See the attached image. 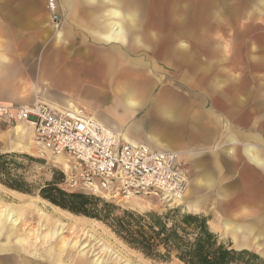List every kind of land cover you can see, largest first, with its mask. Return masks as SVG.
Returning <instances> with one entry per match:
<instances>
[{"label":"crops","instance_id":"crops-1","mask_svg":"<svg viewBox=\"0 0 264 264\" xmlns=\"http://www.w3.org/2000/svg\"><path fill=\"white\" fill-rule=\"evenodd\" d=\"M56 3L61 30L47 41L36 34L40 26L39 17L32 15L36 8L7 2L0 10L6 13L0 21V34L11 38L7 45L14 43V30L28 22L32 29L17 33L27 36L22 40L16 34V39H21L16 42L55 45L38 57L21 55L17 74L49 78L55 89L19 105L43 103L63 111L78 108L114 129L125 142L178 154L194 189L187 194L189 212L199 213L202 205H212V230L223 229L233 237L237 249L264 258L260 247L239 245L225 225L231 223L232 229L254 225L264 236V31L254 37V63L250 60V67L240 68L234 51L223 54L229 65H222V54L212 53L214 59H207L200 41L198 47L190 48L189 31L183 33L177 50L167 36L145 43L139 32L137 44L132 50L126 48V28L137 21L133 2V8L128 9L119 0ZM261 6L264 8V3ZM137 28H141L139 23ZM33 32L37 36L32 37ZM107 43L110 50L103 48L102 58L95 62L93 46ZM131 52L132 60L127 57ZM132 74L134 82L127 79ZM4 78L10 86L11 69L7 68ZM103 95L106 97L101 100ZM0 141L9 152L27 151L14 148V143L37 149L33 130L23 125L1 132ZM195 190L211 196L197 199Z\"/></svg>","mask_w":264,"mask_h":264},{"label":"rangeland","instance_id":"rangeland-1","mask_svg":"<svg viewBox=\"0 0 264 264\" xmlns=\"http://www.w3.org/2000/svg\"><path fill=\"white\" fill-rule=\"evenodd\" d=\"M118 1V0H113ZM122 5L128 9L133 8V2L137 9L136 23L134 26L126 28V39L123 42L126 48L132 50L133 45L137 44V33L145 43L154 42L156 37H169L174 42V49L177 50L178 43L181 42L183 33L189 31L190 48L198 47L199 41L205 49L207 59L213 60L210 55L212 53L222 54V65H229V60L224 59V53L236 52L237 62L240 68L248 66L250 60L253 61L254 53L252 46L254 37L258 32L264 31V8L261 6L262 0H119ZM14 4L15 6H31L36 8L39 17V27L47 25L49 28L35 29L39 37H43V41H47L53 37L55 31H60L61 26L57 20L51 16L49 9V0H0V10L4 8L6 3ZM134 6V7H135ZM110 16L109 13V19ZM6 13L0 12V21L5 20ZM31 22L25 23V27H20L14 30V43L8 44L5 35L0 34V103L8 104H26V102L35 97H45L55 89L54 84L46 77H23L18 75L17 65L21 63L19 60L23 54H31L38 57L41 53L48 52L55 45H44L37 43H24L16 42L21 39H16V34L20 32H29ZM138 23L141 28H137ZM27 27V28H26ZM45 30L48 32L45 33ZM40 32V33H38ZM44 33V34H43ZM20 35V34H17ZM34 32L32 37H35ZM21 36V35H20ZM24 35L22 40H24ZM38 38L34 39V42ZM117 41H110L109 44ZM94 45L96 60L102 58L103 48L109 51L111 45ZM216 47L214 48V46ZM180 47V46H179ZM176 53V51H175ZM262 54V51L260 55ZM213 55V54H212ZM176 58V55H174ZM132 60V52L127 54ZM174 58V57H173ZM262 55L260 56V59ZM36 62L37 61H33ZM8 64L10 67H8ZM124 65L125 62H122ZM253 67V66H252ZM11 69L12 81L10 86L5 85L6 70ZM7 78V77H6ZM127 79L134 82V76ZM176 80V78H174ZM171 80V78H170ZM174 80V81H175ZM27 86L28 90H25ZM12 90V91H10ZM23 99H22V98ZM106 95L100 97L104 99ZM9 99V100H7ZM9 101H12L9 102ZM10 130L7 126L0 125V133ZM20 138V137H19ZM18 138V139H19ZM34 139V135H33ZM35 145H37L35 143ZM0 152H9L6 150L5 145L0 141ZM11 152V151H10ZM24 152V153H23ZM18 154H27L32 158V161L20 159L24 166L23 173L27 180L35 185H43L53 179L56 172H60L63 176V182L60 187L69 192H83L79 188H72L66 181L65 172H70L62 164L55 162V157L51 156L48 152L41 153L39 148L31 149ZM68 159V158H67ZM65 159V160H67ZM69 160V159H68ZM67 160L71 167L70 162ZM190 179V176H189ZM193 186L189 187L188 193L192 192ZM88 194V193H87ZM193 196L198 199L199 196H211V193L202 191L200 194L193 192ZM94 196V195H93ZM104 201L111 202L122 211L129 210L138 213L157 212L165 213L168 206L161 204L157 200L146 199L136 196L129 200H106L100 196ZM14 198H21L27 201L38 203L40 209L45 210L47 213L53 211L61 216V224L63 237L67 240L63 244L62 254L58 253L60 245L54 242L42 245L40 254H51L55 256V264H182L177 259L170 262H160L146 258L143 254L137 252L135 249L126 245L119 239L110 228L102 222L89 219L84 216H77L68 211H65L50 202L42 199L39 195H29L10 190L0 184V200L4 203H12ZM187 200V203L185 201ZM182 202L171 203L170 208L181 206L185 211H189L190 201L186 198ZM212 205H202L201 211L198 214H203L210 218V221L215 220V214L211 213ZM57 216V218H60ZM210 225V222H209ZM211 227V226H210ZM212 229V228H211ZM224 241H231L235 249L236 243L233 237L224 233V230H215ZM47 231H44L46 233ZM59 241V240H58ZM16 240H14V244ZM57 245V246H56ZM56 249V250H55ZM240 250V249H238ZM34 252V251H33ZM31 256V254H30ZM58 257V258H57ZM34 258L37 259L36 256ZM68 258V259H67ZM40 259H43L41 257ZM264 259V258H263ZM6 257L0 258V264H5L3 261ZM45 260V259H44ZM45 263H48L45 261Z\"/></svg>","mask_w":264,"mask_h":264},{"label":"built area","instance_id":"built-area-1","mask_svg":"<svg viewBox=\"0 0 264 264\" xmlns=\"http://www.w3.org/2000/svg\"><path fill=\"white\" fill-rule=\"evenodd\" d=\"M0 125L30 127L41 153L69 159L67 183L90 195L110 201L140 196L171 207L188 194L189 173L178 154L125 142L82 110L0 103Z\"/></svg>","mask_w":264,"mask_h":264},{"label":"trees","instance_id":"trees-1","mask_svg":"<svg viewBox=\"0 0 264 264\" xmlns=\"http://www.w3.org/2000/svg\"><path fill=\"white\" fill-rule=\"evenodd\" d=\"M20 159L32 161L27 154L0 152V184L29 195H39L51 204L77 216L102 222L126 245L146 258L182 264H264L256 252L235 249L209 225L210 218L185 211L181 206L166 207L165 213H138L121 210L111 202L60 187L63 176L56 172L43 185L30 183Z\"/></svg>","mask_w":264,"mask_h":264},{"label":"bare ground","instance_id":"bare-ground-1","mask_svg":"<svg viewBox=\"0 0 264 264\" xmlns=\"http://www.w3.org/2000/svg\"><path fill=\"white\" fill-rule=\"evenodd\" d=\"M70 110L79 109L72 107ZM15 128L16 127L10 129ZM15 136L16 139L20 137L19 134H16ZM120 137L122 139L121 135ZM14 144V148L17 147L29 150L28 146L17 143ZM34 148L36 147L34 146ZM65 158L66 157L64 156H56L55 162L70 169V165ZM186 198H188L187 195L182 201ZM187 200L188 199H186L185 203H187ZM57 216H59L58 213L54 211L52 213H47L45 210L39 208L38 203L21 198H14L12 203H4L0 200V258L6 257V260L3 262L6 264H55V256L57 254L55 255L51 252V254L45 255L40 254L39 252L41 251L40 248L42 245L52 242L56 244L58 242V245H60L58 253L62 254L61 250L63 249V244H65L67 238L65 239L63 237L64 233H61V228L63 227L61 224L62 217L59 216L60 218H57ZM232 222L236 223L237 221L233 219ZM225 225L226 230L237 239L239 245L246 247L255 245L264 250V236L261 234L259 235L258 231L255 230L256 227H254V225L239 229L236 227V229H232L231 223H227ZM44 231L47 232L44 233ZM14 240H16L15 244ZM34 256H36L37 259L34 258ZM41 257H43V259H40ZM45 261L48 263H45Z\"/></svg>","mask_w":264,"mask_h":264},{"label":"water","instance_id":"water-1","mask_svg":"<svg viewBox=\"0 0 264 264\" xmlns=\"http://www.w3.org/2000/svg\"><path fill=\"white\" fill-rule=\"evenodd\" d=\"M49 9H50V12H51V16L54 19L57 20V19L60 18L59 9H58L56 0H49Z\"/></svg>","mask_w":264,"mask_h":264}]
</instances>
